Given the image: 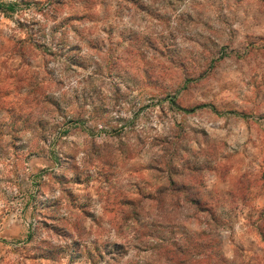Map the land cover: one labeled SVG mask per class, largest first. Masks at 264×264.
I'll return each mask as SVG.
<instances>
[{"label": "rangeland", "instance_id": "1", "mask_svg": "<svg viewBox=\"0 0 264 264\" xmlns=\"http://www.w3.org/2000/svg\"><path fill=\"white\" fill-rule=\"evenodd\" d=\"M0 264H264V0H0Z\"/></svg>", "mask_w": 264, "mask_h": 264}, {"label": "trees", "instance_id": "2", "mask_svg": "<svg viewBox=\"0 0 264 264\" xmlns=\"http://www.w3.org/2000/svg\"><path fill=\"white\" fill-rule=\"evenodd\" d=\"M184 252H186V250H183ZM184 252H183V254H184ZM179 263H181V262H179Z\"/></svg>", "mask_w": 264, "mask_h": 264}]
</instances>
